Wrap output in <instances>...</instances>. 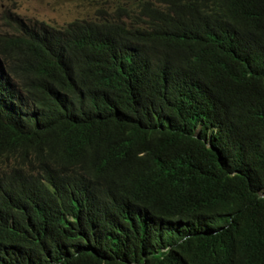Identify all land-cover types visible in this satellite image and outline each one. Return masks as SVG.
<instances>
[{
  "label": "trees",
  "instance_id": "1",
  "mask_svg": "<svg viewBox=\"0 0 264 264\" xmlns=\"http://www.w3.org/2000/svg\"><path fill=\"white\" fill-rule=\"evenodd\" d=\"M0 35V264H264V0H128Z\"/></svg>",
  "mask_w": 264,
  "mask_h": 264
},
{
  "label": "rangeland",
  "instance_id": "2",
  "mask_svg": "<svg viewBox=\"0 0 264 264\" xmlns=\"http://www.w3.org/2000/svg\"><path fill=\"white\" fill-rule=\"evenodd\" d=\"M128 0H0V35L12 33L16 23H46L62 28L75 21H92L107 10L108 18H117L113 13L118 6L125 7Z\"/></svg>",
  "mask_w": 264,
  "mask_h": 264
}]
</instances>
